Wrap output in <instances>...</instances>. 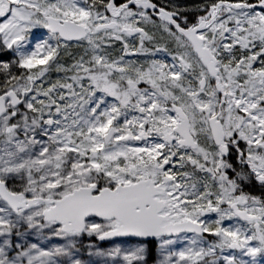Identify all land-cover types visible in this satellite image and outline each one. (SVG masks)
Returning <instances> with one entry per match:
<instances>
[{
	"label": "snow or ice",
	"instance_id": "1",
	"mask_svg": "<svg viewBox=\"0 0 264 264\" xmlns=\"http://www.w3.org/2000/svg\"><path fill=\"white\" fill-rule=\"evenodd\" d=\"M0 264H264V0H0Z\"/></svg>",
	"mask_w": 264,
	"mask_h": 264
}]
</instances>
